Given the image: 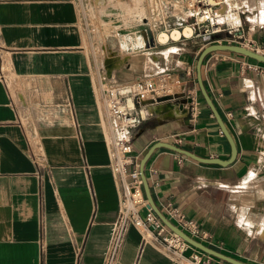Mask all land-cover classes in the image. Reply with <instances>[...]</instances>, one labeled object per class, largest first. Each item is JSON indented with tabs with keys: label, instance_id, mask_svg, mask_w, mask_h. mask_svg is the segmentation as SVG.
<instances>
[{
	"label": "crops",
	"instance_id": "crops-1",
	"mask_svg": "<svg viewBox=\"0 0 264 264\" xmlns=\"http://www.w3.org/2000/svg\"><path fill=\"white\" fill-rule=\"evenodd\" d=\"M98 3L86 17L80 0H0V264H107L122 185L112 172L100 99L103 69L107 75L111 67V85L158 75L182 81L174 96L149 106L132 140L137 164L159 142L204 159L230 157L196 79L206 44L182 38L123 52L113 32L125 31L126 12ZM234 5L264 44V29H257L264 0ZM116 59L120 67L105 65ZM242 59L216 52L202 66L204 86L236 142L235 162L203 164L159 148L146 176L168 218L169 207L178 208L201 225L209 248L264 264V73L242 72ZM191 95L201 103L194 122L183 104ZM111 264L182 263L128 226ZM212 264L228 263L213 257Z\"/></svg>",
	"mask_w": 264,
	"mask_h": 264
},
{
	"label": "built area",
	"instance_id": "built-area-1",
	"mask_svg": "<svg viewBox=\"0 0 264 264\" xmlns=\"http://www.w3.org/2000/svg\"><path fill=\"white\" fill-rule=\"evenodd\" d=\"M105 1L126 12L125 31L116 28L113 32L120 40L123 52L154 46L160 43L159 36L163 32L170 36L167 41L174 40L171 35L175 29L183 33L189 27L191 34H182L179 39L198 40L206 46L237 44L264 56V44L246 30L241 20L243 10L233 6L236 0H80L84 15L87 17V10H93L99 6L98 2ZM84 23L91 33L97 31L89 18ZM257 29L263 30L264 23H258ZM239 62L242 72L264 73V63L246 57ZM107 75L103 69L100 99L109 121L112 172L122 185L119 221L107 264L115 258L128 226L136 228L144 242L161 244L164 251L179 263L212 264L213 257L187 243L154 213L145 196L139 164L131 156L134 134L142 121L151 116L149 106L157 100L174 96L182 86L181 79L158 75L129 84L111 85ZM187 104L190 121L194 122L201 112V103L191 95V103ZM168 215L175 226L194 240L202 242L208 238L201 225L187 218L180 209L170 206Z\"/></svg>",
	"mask_w": 264,
	"mask_h": 264
},
{
	"label": "water",
	"instance_id": "water-1",
	"mask_svg": "<svg viewBox=\"0 0 264 264\" xmlns=\"http://www.w3.org/2000/svg\"><path fill=\"white\" fill-rule=\"evenodd\" d=\"M216 52H226V53H234V54H238L240 56L249 58V59H253L256 60L258 62L264 63V56L259 55L258 53L252 51L249 48L243 47L241 45H237V44H210L204 47V49L202 50V52L200 53L197 62H196V79H197V83L201 92V95L203 97V99L205 100L207 106L210 108V110L212 111L214 117L216 118L221 132L223 133V135L226 137V139L229 142L230 148H231V154L228 160H220L217 158H211V159H204V158H200L198 156H196L195 154L186 151L176 145L173 144H169V143H164V142H159L156 143L154 146H152L148 152L143 156V158L140 160L139 162V171H140V177L143 183V188H144V192H145V196L146 199L150 205V207L152 208V210L154 211V213L158 216V218L174 233H176L177 235H179L183 240H185L187 243H189L190 245H192L194 248L202 251L203 253L214 257L216 259H219L221 261H224L228 264H246L243 262H240L234 258H231L229 256H226L218 251H215L211 248H209L208 246H206L204 243L199 242L194 240L193 238H191L190 236H188L186 233H184L181 229H179L177 226H175L169 219L168 217L156 206L153 197H152V193H151V189H150V185L146 176V165L149 161V159L151 158V156L153 155V153L159 149V148H167L169 150H172L182 156H185L189 159H192L196 162L199 163H203V164H218L220 166L226 167V166H230L231 164H233L235 162V160L237 159V154H238V150H237V145L236 142L234 140V138L232 137V135L230 134L224 120L222 119L221 115L218 113L212 99L210 98L205 86H204V82H203V77H202V66H203V62L206 59V57L212 53H216ZM112 60H107L105 62V65L107 66L108 64L111 65ZM109 65V66H110ZM111 67L107 68V74L110 77L111 76ZM187 103H191V99L186 100L185 102H183V104H187Z\"/></svg>",
	"mask_w": 264,
	"mask_h": 264
},
{
	"label": "bare ground",
	"instance_id": "bare-ground-1",
	"mask_svg": "<svg viewBox=\"0 0 264 264\" xmlns=\"http://www.w3.org/2000/svg\"><path fill=\"white\" fill-rule=\"evenodd\" d=\"M182 34H184V35H186V36H189V35L191 34V29H190L189 27H187V28L184 30L183 33H182L181 31L175 30V31L172 33L171 38L177 40V39H179V37H180ZM159 37H161V39H163V40L168 39V37L170 38V36H168L167 34L165 35L164 33H162V35L159 36ZM161 39H160V40H161ZM163 40H162V41H163ZM259 221H260V220H259ZM259 225H260V224H259ZM262 236L264 237V233H263ZM262 236H261V237H262Z\"/></svg>",
	"mask_w": 264,
	"mask_h": 264
},
{
	"label": "rangeland",
	"instance_id": "rangeland-1",
	"mask_svg": "<svg viewBox=\"0 0 264 264\" xmlns=\"http://www.w3.org/2000/svg\"><path fill=\"white\" fill-rule=\"evenodd\" d=\"M241 20H242V22L246 25L247 24V21H246V19H245V17L243 16V14L241 15ZM263 22H264V15H263V17H262V19H261ZM175 30H178V29H175ZM174 30V31H175ZM179 31V30H178ZM165 35H166V33L165 32H163ZM162 35V34H161ZM160 35V36H161ZM168 35V34H167ZM169 36V35H168ZM157 37V36H156ZM169 38V37H168ZM161 37H159V42L160 43H165V42H167V40L168 39H166V40H163V39H161ZM163 40V41H162ZM174 40H176V39H174ZM178 40V39H177ZM113 62V65L115 66V67H120L121 66V62L119 61V60H114V61H112ZM264 222V221H263ZM263 225H264V223H263Z\"/></svg>",
	"mask_w": 264,
	"mask_h": 264
}]
</instances>
